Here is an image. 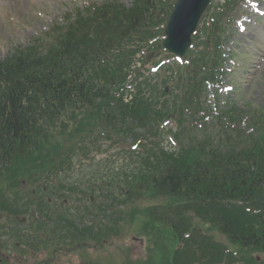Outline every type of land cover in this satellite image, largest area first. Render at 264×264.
<instances>
[{"label": "trees", "instance_id": "obj_1", "mask_svg": "<svg viewBox=\"0 0 264 264\" xmlns=\"http://www.w3.org/2000/svg\"><path fill=\"white\" fill-rule=\"evenodd\" d=\"M155 8L154 0H134L130 9L116 2L96 5L76 12L78 17L73 22L71 16L66 17L67 27L52 31L54 46L47 45L45 52L33 46L0 62V172L25 158L29 161L27 178H32V183L44 180L46 171L37 169L49 165L45 160L50 158L48 149L52 145L48 129L56 126L65 113L75 114L80 107L96 109L100 117L116 110L121 113L119 119L130 120L132 125L155 121L152 115L158 97L143 102L146 97L142 90L129 104L116 97L125 82L128 60L140 48L134 36L142 42L147 39L143 31L158 16ZM212 30L221 32L217 25ZM220 40L218 36L211 41L209 52L198 56L201 63L192 66L187 75L183 97L169 94L175 98L174 113H180L182 123L190 126L192 120L202 126L194 125L206 137L198 139L186 133L183 139L181 135L177 152L155 145L162 158L145 157L139 168L142 172L137 186L143 196L163 197L175 214V218L163 214L168 204L151 209L147 224L155 227V218L163 219L159 230L170 235L171 243L166 246L167 252L162 251L161 262L149 264H264L252 255L264 253V116L260 115L254 124V136L245 137L238 131L231 134L224 129L222 144L220 139L213 141L207 131L213 129L206 122L209 112L204 107L201 80L214 82L220 75ZM199 75L203 78L188 87L187 81ZM151 82L149 78L145 84ZM151 92L156 95L155 88ZM165 97L161 90V98ZM226 118L239 120V115L230 111ZM83 125L89 126V122ZM41 154L43 161L36 164ZM53 178L57 179L56 175ZM22 181L16 178L13 183ZM187 213L188 219L181 223L189 229L180 230L179 220ZM192 214L195 217L190 218ZM204 223L210 227L199 235ZM72 230L79 232L76 226ZM189 230L194 233L185 247L174 252L173 247ZM217 236L223 242L217 241ZM162 239L164 235L160 234L157 241Z\"/></svg>", "mask_w": 264, "mask_h": 264}, {"label": "rangeland", "instance_id": "obj_2", "mask_svg": "<svg viewBox=\"0 0 264 264\" xmlns=\"http://www.w3.org/2000/svg\"><path fill=\"white\" fill-rule=\"evenodd\" d=\"M90 1L100 2L103 0H0V58L5 57L10 50L12 51L18 46H26L32 38L40 35L52 23L60 22L61 17L73 11L75 7H84ZM117 1L125 6H129L131 3V0ZM262 11L264 12V3L263 6L260 4L243 6L240 9L242 16L238 20L241 21V24L244 21H250L248 25L243 24L247 27L246 35L237 33L234 44L231 40L227 43V48H231L233 44L234 59L238 63L232 74L224 78V82L233 87L231 92H227L229 93L227 97L230 98L237 110L248 114L254 111L255 113L264 112V17L261 18L262 21L256 23V26H251L255 22V16L251 14ZM178 85L182 84L178 82ZM161 88L163 86L160 87V90ZM168 92H165L166 99L160 96L156 105L159 113L166 117L173 114L175 109L173 103L170 104L171 96L167 98ZM196 137L200 139L206 136L197 133ZM65 144L68 145L69 142L65 141ZM165 145L168 144L165 143ZM96 147L89 146V149L97 150ZM119 151L124 152L121 148H117L115 151H108L105 156L110 160L117 157L122 158L123 154ZM100 152L98 151L96 160L90 162L92 153L85 149L74 160V168L69 173L68 179L62 178L61 182H69L77 189L86 191H88L86 183L95 182L98 185L100 182L107 181L119 183L122 176L117 177L118 170L115 169V161L105 165L98 164ZM132 163L129 160H123L122 168L124 169L120 171L132 170ZM28 168L29 161L24 158L12 164L11 168L0 172V264H137L135 263L137 261L138 264H149L150 262L155 263L156 260L161 262L160 255L164 249L167 252L166 246L168 247L171 242L170 235H166L167 232H163L162 229L159 230L162 227L161 224H157L155 227L149 225L152 212H147L146 209L153 204H159L153 197H144L140 200L135 198L134 201L122 205L118 210L121 213L111 216L110 221L109 218L108 220L106 218L110 224L109 231L102 232V241L97 243V246L71 252L67 256L63 255L61 251L67 250L74 242L73 240H67L65 243L57 242L58 239L68 235L56 234L55 237H52V233L54 231L61 233V228L68 230L64 220L70 223L80 221L83 222L82 225H85L88 219L82 214V211L83 213L91 211L93 218L97 216L96 223L100 224L101 217H99L98 210L90 208L96 203L93 198L90 203L83 200L80 203L82 207L79 211L60 207L57 211L52 208L47 212L45 208H42L41 215L36 209L33 217L34 207L26 200V191L30 190V183L33 180L27 178ZM16 178H22V183H13ZM71 194L70 198L78 195L79 192L76 190ZM103 194L105 192H96L94 197L98 202H101L99 196ZM69 197L66 199L67 203L75 204L76 202H73ZM110 204L107 202V205ZM117 207L115 206V208ZM144 211L149 224L140 220V215ZM47 213L49 217L45 220L44 217L47 216ZM36 221L39 222L38 225L35 224ZM41 223L45 226H42ZM87 225L93 224L88 223ZM41 227H43L42 230L39 229ZM35 228L38 229V234H41L43 239L35 237L33 234ZM45 234L53 239L52 243L48 238L46 239ZM160 234L164 235V245L157 242ZM43 240L47 245L42 242ZM20 244L24 245L25 250L19 246ZM158 245L161 247L157 248ZM155 253L157 254L154 255Z\"/></svg>", "mask_w": 264, "mask_h": 264}, {"label": "water", "instance_id": "obj_3", "mask_svg": "<svg viewBox=\"0 0 264 264\" xmlns=\"http://www.w3.org/2000/svg\"><path fill=\"white\" fill-rule=\"evenodd\" d=\"M208 0H178L175 10L167 20L164 46L182 56L190 44L199 16Z\"/></svg>", "mask_w": 264, "mask_h": 264}]
</instances>
